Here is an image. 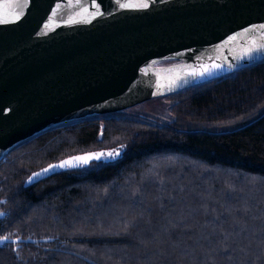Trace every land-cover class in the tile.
Wrapping results in <instances>:
<instances>
[{
    "label": "trees",
    "instance_id": "1",
    "mask_svg": "<svg viewBox=\"0 0 264 264\" xmlns=\"http://www.w3.org/2000/svg\"><path fill=\"white\" fill-rule=\"evenodd\" d=\"M173 96L168 121L100 113L6 152L0 264H264V62ZM124 142L117 162L17 188L53 161Z\"/></svg>",
    "mask_w": 264,
    "mask_h": 264
},
{
    "label": "water",
    "instance_id": "2",
    "mask_svg": "<svg viewBox=\"0 0 264 264\" xmlns=\"http://www.w3.org/2000/svg\"><path fill=\"white\" fill-rule=\"evenodd\" d=\"M145 2L147 8L119 6ZM260 25L264 0H29L19 20L8 15L0 23V159L53 125L172 95L264 62V49L249 53L264 44ZM166 58L174 62L162 64ZM150 64L158 69L139 74ZM116 150L115 158L34 177L72 157ZM124 150L118 144L65 156L31 171L24 185L117 162Z\"/></svg>",
    "mask_w": 264,
    "mask_h": 264
},
{
    "label": "snow or ice",
    "instance_id": "3",
    "mask_svg": "<svg viewBox=\"0 0 264 264\" xmlns=\"http://www.w3.org/2000/svg\"><path fill=\"white\" fill-rule=\"evenodd\" d=\"M28 3H29V0H16L15 3H5L4 5H0V9L3 10V11H0V23L6 22V17L8 15L12 16L13 22L19 20L22 17L24 8ZM118 3H119V0H118ZM119 6L122 8H147L149 5L147 2H145V3H138V4L123 3V4H120ZM96 7L98 8L99 6L96 5ZM9 9H11L10 12H9ZM96 14H100V13H96ZM53 15H55V13ZM44 27L45 29H47L49 25H45ZM259 27L261 29H264V25H260ZM231 39L234 40L236 39V37H232ZM261 49H264V44L256 45L254 49H249V53L253 50L259 51ZM205 71H208V69H205ZM119 155H120L119 150H116V151L107 152V153L102 152V153H95V154H90L86 156L72 157L58 164L50 165L48 168L43 169L42 172L35 173L34 177H40L42 175H47L50 172H54L56 169L77 168V167H80L81 165H87L89 161L91 160H100L102 157L115 158L116 156H119ZM0 215H3V214L0 213ZM8 239H9L8 237H4L3 239H0V243H5Z\"/></svg>",
    "mask_w": 264,
    "mask_h": 264
},
{
    "label": "rangeland",
    "instance_id": "4",
    "mask_svg": "<svg viewBox=\"0 0 264 264\" xmlns=\"http://www.w3.org/2000/svg\"><path fill=\"white\" fill-rule=\"evenodd\" d=\"M170 62H174V60L172 59L163 60L162 64H167ZM159 63L161 62H155V66L158 65ZM175 99L176 98L175 96H173V94L159 96V97H152V98H148L143 101H140L124 109L116 110L114 113L121 114V115H130V116L142 115V116H147V117L154 118V119H159L161 121H168L171 119V116H172L171 106ZM123 145L125 147L124 155H126L129 151L130 144L128 142H124ZM99 165H100V162H95L90 166V168H95ZM80 171H84V170H80ZM24 181L25 180L18 183L17 185L18 189L24 186Z\"/></svg>",
    "mask_w": 264,
    "mask_h": 264
},
{
    "label": "bare ground",
    "instance_id": "5",
    "mask_svg": "<svg viewBox=\"0 0 264 264\" xmlns=\"http://www.w3.org/2000/svg\"><path fill=\"white\" fill-rule=\"evenodd\" d=\"M158 68L155 67L154 65L150 64V65H146L144 67H142L139 71V74H149L155 70H157ZM146 70V71H145Z\"/></svg>",
    "mask_w": 264,
    "mask_h": 264
}]
</instances>
